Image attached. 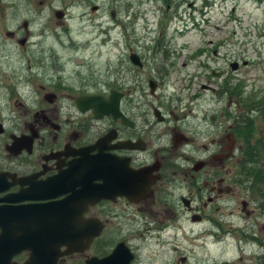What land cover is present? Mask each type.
Instances as JSON below:
<instances>
[{"label": "flooded vegetation", "instance_id": "af4514ba", "mask_svg": "<svg viewBox=\"0 0 264 264\" xmlns=\"http://www.w3.org/2000/svg\"><path fill=\"white\" fill-rule=\"evenodd\" d=\"M23 1L34 7L36 0ZM76 1L69 0L62 8H55L54 0L40 4L55 9L59 24L65 27L72 3ZM113 4L122 8L120 1L114 0ZM147 5L145 0H125L124 13L113 7L110 13L113 25L104 29L102 22L93 18V13L100 11L99 6L80 13L84 28L88 25L101 34L108 31L106 44L119 45L112 48L119 49L120 68L109 75L108 81H84L77 90L68 89L62 95L59 94L62 90L57 88L41 94L31 86L26 93L37 96L32 107L18 100L20 93H25L24 89L15 88L10 92L17 94L20 116L6 121L0 93V177L5 181L0 199L20 193L18 201L11 198L9 202H0V207L15 208L19 215L36 205L45 207L44 227L49 239L46 264H100L117 251L119 255L114 264H152L143 246L153 245V242L181 251L180 237L186 234L183 216H190L193 224L211 220L213 207L223 196L225 177L233 173L228 164L241 159L234 124L240 119L246 99L240 93L243 88H238L241 80L237 73L248 63L240 60V53H235L229 43L225 46L219 42L221 45L213 46L210 42L207 48L214 50L193 51L174 49L160 34L155 39L152 36L146 40L134 38L129 29L135 32L136 27H141ZM4 8L0 0V31H3ZM145 29L154 31L148 26ZM123 30L130 39L117 43L111 33ZM6 32L20 47L21 58L28 69L40 70L44 60L36 58L37 47L31 40L34 31L29 21L23 20L21 26ZM18 34L21 36L16 38ZM3 36H0V45ZM181 53L185 59L183 67L197 62L203 71L202 78L220 82L216 87L202 83L197 93L202 96L209 91L227 97L225 106L232 122L221 123L222 127L228 125L221 137L207 140V132L194 129L191 135L182 130L187 114L177 115L178 110L173 109V100L169 99L165 85L172 73L177 72V58ZM206 53L211 56L203 62L200 59ZM216 58L229 62V71L219 64L212 68V60ZM233 63L239 64L234 67L236 71ZM30 64L39 67L36 69ZM114 93L120 96V115L116 117H98L93 108L78 103L87 96H103L111 101ZM149 97L155 103H150ZM8 123L22 129L7 136ZM84 160L90 163L89 181L83 176ZM214 160L221 166L213 169ZM242 170L241 160H238L236 177L242 176ZM30 235L34 233H26L23 238H31ZM33 253L32 249L24 248L12 257L11 263L31 264ZM188 260L185 254L176 260L161 256L159 264H187Z\"/></svg>", "mask_w": 264, "mask_h": 264}, {"label": "rangeland", "instance_id": "374dc122", "mask_svg": "<svg viewBox=\"0 0 264 264\" xmlns=\"http://www.w3.org/2000/svg\"><path fill=\"white\" fill-rule=\"evenodd\" d=\"M45 1L52 0H36L34 7L27 6L23 0H3L5 8L3 31H0V36L4 35L0 45V93L3 98L5 121L18 119L20 116L18 100L25 106H33L37 96L35 93H26L31 86L41 94L57 88L62 90L59 92L62 95L68 89L77 90L84 81H108L109 75L120 68L117 61L119 49H112V46L117 44L108 45L105 42L108 40L105 38L108 31L101 34L88 25L84 28L79 17L83 9L90 11L97 5L100 11L93 13V18L102 22L103 29L111 28L113 23L110 13L114 0H78L72 3L65 27L59 24L55 9L40 4ZM68 1L65 0L61 4L60 0H54V7L62 8ZM118 1L122 3V8H114L123 14L125 0ZM145 1L148 5L140 22L141 27H136L135 32L129 29L134 38L146 40L152 36L155 39L160 34V38L174 46V49L190 48L193 51L214 50L207 48L210 42L213 46H226L229 43L235 53H240V60L249 62L237 73L239 79L246 84V87H243L244 97L251 101L253 95L258 93L260 96L256 95V98L264 96V0H157L155 3ZM12 2L14 4H11ZM23 20L29 21L31 30L34 31L31 40L37 47L36 58L44 60L40 70L37 69L38 64H30L37 69L36 72L28 69V64L21 58L20 47L6 36L7 29L14 30L15 27L21 26ZM160 22L162 28L159 27ZM146 26L154 31H146ZM126 33L124 30L112 32L111 37L115 35V41L123 44L130 39ZM20 36L18 34L16 38ZM225 51L226 49L222 50L223 53ZM183 54H179L177 58V72H173L169 80L165 81L169 99L173 100V109L178 110L176 112L180 117L187 114V122L182 126V130L191 135H194V129L202 130L208 133L207 140L221 137L228 126L222 127L221 123L232 122L228 116V107L225 106L227 97L222 98L209 91L199 96L197 92L201 90L202 83L216 87L220 82L217 79H210L208 82L202 78L203 71L198 68L200 64L197 62L183 67ZM208 56L211 54L206 53L200 60L205 62ZM228 63L216 58L212 60L211 67L217 68L219 64L229 71ZM15 88H22L25 92L23 95L19 92L18 100L17 94L12 95L10 92ZM148 100L155 103L151 97ZM50 106L55 108L54 105ZM8 109L14 112L11 113ZM213 117H216L215 121L212 120ZM17 129L21 130L22 127L8 123L5 135L8 136ZM238 160H241L242 166L243 157ZM238 160L228 164L233 173L225 177L223 196L213 207L211 220L193 224L190 216H183L186 234L180 237L181 251L177 252L172 247H161L154 242L153 245L145 244L143 249L147 253L148 262L159 264L161 256L176 260L185 254L189 259L187 264H264V209L252 199L245 189V184L238 181L239 176L236 175L239 171L235 172ZM213 165V169L221 166L215 160ZM183 248L185 250H182ZM153 253L158 255L154 256Z\"/></svg>", "mask_w": 264, "mask_h": 264}, {"label": "water", "instance_id": "95a60500", "mask_svg": "<svg viewBox=\"0 0 264 264\" xmlns=\"http://www.w3.org/2000/svg\"><path fill=\"white\" fill-rule=\"evenodd\" d=\"M119 99V95L114 93L112 94L111 101L98 96L80 98L78 103L81 106L87 105V107L93 108L98 117L103 115H114L116 117L117 115H120ZM10 151L12 150L10 149ZM89 166L90 163L87 160H84L83 176L85 181H89ZM4 182V179L0 177V192L3 189L2 184ZM19 195L20 193H14L9 196L7 195L6 197L1 198L0 202H9L14 198L15 201H18L16 198ZM44 208L43 205H36L35 207L27 209V215H19L15 208L5 206L0 207V226L3 224V233L0 235V264H14L11 263L12 257L24 248L32 249L34 252L31 264H46L45 256H47L46 252L48 251L49 239H47L45 235ZM26 233H34V235H30L31 238H23ZM118 255L119 252L117 251L113 256L100 264H114Z\"/></svg>", "mask_w": 264, "mask_h": 264}, {"label": "trees", "instance_id": "16d2710c", "mask_svg": "<svg viewBox=\"0 0 264 264\" xmlns=\"http://www.w3.org/2000/svg\"><path fill=\"white\" fill-rule=\"evenodd\" d=\"M240 93L244 95L243 90ZM256 95L244 102L240 119L234 124V133L243 157L240 172L243 179L239 176L238 181L242 179L252 199L264 209V96L256 98Z\"/></svg>", "mask_w": 264, "mask_h": 264}]
</instances>
